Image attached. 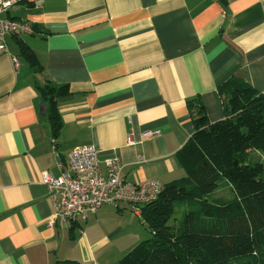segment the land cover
<instances>
[{"label":"crops","instance_id":"1","mask_svg":"<svg viewBox=\"0 0 264 264\" xmlns=\"http://www.w3.org/2000/svg\"><path fill=\"white\" fill-rule=\"evenodd\" d=\"M8 16L34 34L8 36L0 53V264H113L146 240L141 218L106 204L86 220L48 227L43 173L59 175L71 150L94 146L102 171L118 157L130 183L184 177L177 153L195 131L198 104L216 122L227 80L264 93V0H44ZM48 81L70 89L58 99L57 138L43 111Z\"/></svg>","mask_w":264,"mask_h":264},{"label":"trees","instance_id":"2","mask_svg":"<svg viewBox=\"0 0 264 264\" xmlns=\"http://www.w3.org/2000/svg\"><path fill=\"white\" fill-rule=\"evenodd\" d=\"M18 42L21 55L41 71L32 48ZM40 92L57 138L58 99L70 89L48 81ZM218 92L224 118L210 122L198 104L195 131L177 153L185 176L142 208L150 238L113 264H264V93L239 77Z\"/></svg>","mask_w":264,"mask_h":264},{"label":"built area","instance_id":"3","mask_svg":"<svg viewBox=\"0 0 264 264\" xmlns=\"http://www.w3.org/2000/svg\"><path fill=\"white\" fill-rule=\"evenodd\" d=\"M44 0H0V53L7 51L6 38L34 34L28 23L8 16L10 10L27 3L31 8H42ZM16 65L17 60L14 59ZM147 132L144 136H150ZM129 143L133 144L131 138ZM105 172L94 146L71 150L67 158L57 163L60 171L43 173L42 184L48 189L53 203V213L47 222L53 227L57 221L86 220L103 205H128L141 218L142 208L156 202L165 190V185L156 179H147L134 184L121 177L123 164L118 157L104 162Z\"/></svg>","mask_w":264,"mask_h":264},{"label":"rangeland","instance_id":"4","mask_svg":"<svg viewBox=\"0 0 264 264\" xmlns=\"http://www.w3.org/2000/svg\"><path fill=\"white\" fill-rule=\"evenodd\" d=\"M24 38H25V37H24ZM26 38H27V36H26ZM126 206H127V207H128V209H129V210H130V211H131V212L134 214V212L131 210V208H130L128 205H126ZM134 215H135V214H134ZM138 218H139V217H138ZM139 219H140V218H139ZM139 219H138V220H139ZM139 222H140V224H141V220H140ZM146 234H147V238H146V239L150 238V236H151V235L149 234V232H148V231H147V233H146ZM122 258H123V257H122ZM122 258H119V259L115 260V262H117V261L121 260ZM115 262H114V263H115Z\"/></svg>","mask_w":264,"mask_h":264},{"label":"water","instance_id":"5","mask_svg":"<svg viewBox=\"0 0 264 264\" xmlns=\"http://www.w3.org/2000/svg\"><path fill=\"white\" fill-rule=\"evenodd\" d=\"M43 108H44L43 111L46 112L47 111V106H44Z\"/></svg>","mask_w":264,"mask_h":264}]
</instances>
